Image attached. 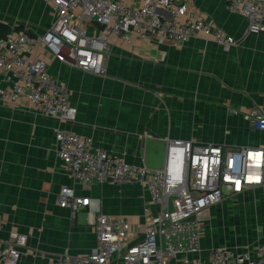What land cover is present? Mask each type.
<instances>
[{
  "label": "crops",
  "instance_id": "0c3cea01",
  "mask_svg": "<svg viewBox=\"0 0 264 264\" xmlns=\"http://www.w3.org/2000/svg\"><path fill=\"white\" fill-rule=\"evenodd\" d=\"M188 3L211 29L232 35L235 44L224 50L204 33L181 47L133 36L128 44L109 47L104 76L40 49L48 71L70 91L75 122L38 115L24 100L0 102V237L6 239L12 229L26 235L19 264H47L94 246L95 216L84 210L72 216L60 207L57 194L63 186L78 196L98 197L101 212L125 216L137 236L144 230L148 196L142 186L76 183L55 153L59 127L91 136L95 146L149 169L163 167L167 138L229 148L264 143V133L251 130L241 117L252 105L264 106V35L248 33L246 19L230 11L226 0ZM51 19L41 0H0V27L9 33L40 35ZM0 86H8L1 75Z\"/></svg>",
  "mask_w": 264,
  "mask_h": 264
},
{
  "label": "built area",
  "instance_id": "2783aa9c",
  "mask_svg": "<svg viewBox=\"0 0 264 264\" xmlns=\"http://www.w3.org/2000/svg\"><path fill=\"white\" fill-rule=\"evenodd\" d=\"M52 19L40 35L26 31L0 37V102L24 100L34 113L74 123L76 107L70 91L47 67L38 51L84 72L105 75L109 47L130 43L133 36L170 40L181 47L199 33L209 34L224 50L236 40L214 28L189 8L188 0H41ZM230 11L247 21V32L264 35V0H226ZM242 119L264 133V106L252 105ZM57 159L81 185L138 184L147 194L137 236L123 215L104 214L95 196H78L63 186L58 205L72 216L86 211L95 216V243L76 257L63 256L47 264H264V240L240 246L206 243L207 213L251 190L264 192V143L229 148L166 139L163 167L131 164L93 138L70 129L55 131ZM1 210V209H0ZM0 211V232L3 230ZM26 235L12 229L0 237V264H19Z\"/></svg>",
  "mask_w": 264,
  "mask_h": 264
},
{
  "label": "rangeland",
  "instance_id": "374dc122",
  "mask_svg": "<svg viewBox=\"0 0 264 264\" xmlns=\"http://www.w3.org/2000/svg\"><path fill=\"white\" fill-rule=\"evenodd\" d=\"M206 221V243L240 246L264 240V193L234 197L215 206Z\"/></svg>",
  "mask_w": 264,
  "mask_h": 264
},
{
  "label": "trees",
  "instance_id": "16d2710c",
  "mask_svg": "<svg viewBox=\"0 0 264 264\" xmlns=\"http://www.w3.org/2000/svg\"><path fill=\"white\" fill-rule=\"evenodd\" d=\"M0 29L2 31H0V37H5V35H7L9 32H8V29L4 28V27H0Z\"/></svg>",
  "mask_w": 264,
  "mask_h": 264
}]
</instances>
